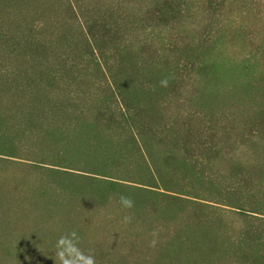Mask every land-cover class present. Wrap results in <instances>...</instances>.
I'll return each mask as SVG.
<instances>
[{
    "label": "trees",
    "instance_id": "obj_1",
    "mask_svg": "<svg viewBox=\"0 0 264 264\" xmlns=\"http://www.w3.org/2000/svg\"><path fill=\"white\" fill-rule=\"evenodd\" d=\"M146 1L134 14L121 4L81 9L73 57L48 50L53 40L69 42L57 21L52 39L29 37L38 57L0 62V264H25L16 243L59 264L51 253L72 231L95 264H216L219 239L230 240L235 264H264V113L176 94L181 82L218 79L206 58L212 20L195 45L182 35L192 0ZM206 7L215 17L214 0ZM90 49L108 78L83 66ZM122 195L133 207L120 204ZM217 208L241 222L235 235L205 211ZM94 215L118 227L91 243L83 226ZM57 223L70 231L42 227Z\"/></svg>",
    "mask_w": 264,
    "mask_h": 264
},
{
    "label": "rangeland",
    "instance_id": "obj_2",
    "mask_svg": "<svg viewBox=\"0 0 264 264\" xmlns=\"http://www.w3.org/2000/svg\"><path fill=\"white\" fill-rule=\"evenodd\" d=\"M206 1L192 0L188 3L184 21L186 28L182 35L186 41L196 45L197 37L212 20L211 38H214V43L211 44L212 50L206 58L209 63L214 62L218 79L213 78L210 82H206L197 77L194 82H181L176 94L190 99V96L196 92L197 97L202 94L204 100L209 99L212 101L210 103L221 104L219 108L225 107L229 112H240L245 116L263 114L264 0H214L217 9L213 18L206 14ZM219 3L220 6H218ZM119 4L122 5L120 9L122 12H128V9H131L134 14L143 11L149 5V1L130 0L129 5L127 0H0V62H6V64L29 62L32 60V55L38 57L35 46H32V50L27 48L29 37L52 39L51 36L54 35L56 27H59V34L65 33L69 36V42L66 46L64 43L53 40V46L51 48L49 46L48 50L58 48L60 51L65 50L69 57H73L78 52L75 54L74 49L69 45H72L73 41L78 43L83 39L80 36L83 21L81 9H98L107 5L117 7ZM57 21H61V25L54 27L52 23ZM17 37L24 42L20 49L11 45L19 39ZM68 46L73 50H69ZM15 50L17 53L12 52ZM48 50H46L47 53H49ZM81 54L83 66L88 73L95 74L98 78L109 77L101 57L93 56L91 49L82 51ZM171 66H174V63L171 62ZM21 174L24 175L23 172ZM205 211L210 213L212 218L215 215L223 216L225 233L235 235L241 225L239 220L225 214L223 209L217 208L213 211L214 215L211 214L212 211ZM92 218V221L86 223L88 226H83V230L88 233V235L85 234L88 241H93L91 243L102 240L104 236L113 235V232L117 230L118 226L115 223L107 221L102 216L94 215ZM83 224L82 222L81 225ZM42 227L48 229L51 234L70 231V226H64L61 223L46 224ZM33 234L34 231L31 232V235ZM218 241L219 245L211 253L212 260L216 264H235L238 259L234 257L233 250L228 245L230 240L219 239ZM37 242L29 245L34 252L42 247L41 243ZM21 247L16 243L12 251L19 255L17 257L19 260L25 258L23 263L39 264L40 261L34 259L38 257L44 264L49 261L47 257L49 254L45 249L35 252L38 255L36 257ZM51 255L53 260L57 258L55 252ZM194 257L197 259V252Z\"/></svg>",
    "mask_w": 264,
    "mask_h": 264
},
{
    "label": "clouds",
    "instance_id": "obj_3",
    "mask_svg": "<svg viewBox=\"0 0 264 264\" xmlns=\"http://www.w3.org/2000/svg\"><path fill=\"white\" fill-rule=\"evenodd\" d=\"M120 204L124 208L133 207L131 198L122 195ZM125 221L130 218L125 217ZM80 239L75 231L61 235L55 245V256L59 260V264H95V258L92 255H85L78 246Z\"/></svg>",
    "mask_w": 264,
    "mask_h": 264
}]
</instances>
